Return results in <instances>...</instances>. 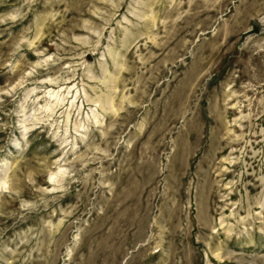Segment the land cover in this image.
<instances>
[{
  "label": "rangeland",
  "instance_id": "1",
  "mask_svg": "<svg viewBox=\"0 0 264 264\" xmlns=\"http://www.w3.org/2000/svg\"><path fill=\"white\" fill-rule=\"evenodd\" d=\"M0 264H264V0H0Z\"/></svg>",
  "mask_w": 264,
  "mask_h": 264
}]
</instances>
